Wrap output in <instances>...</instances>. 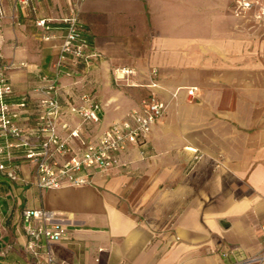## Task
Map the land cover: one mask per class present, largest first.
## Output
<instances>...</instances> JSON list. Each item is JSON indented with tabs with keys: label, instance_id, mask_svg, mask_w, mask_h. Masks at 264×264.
<instances>
[{
	"label": "crops",
	"instance_id": "obj_1",
	"mask_svg": "<svg viewBox=\"0 0 264 264\" xmlns=\"http://www.w3.org/2000/svg\"><path fill=\"white\" fill-rule=\"evenodd\" d=\"M30 3L35 10L24 12L15 0H0V63L8 66L10 101L26 103L17 124L32 140L36 88L42 76L54 75L63 34L57 24L56 36L44 41L35 20L60 19L71 9L98 53L58 78V134L66 139L80 128L68 140L72 153L130 119L151 94L166 110L119 165L91 170L87 184L40 189L13 182L31 191L3 208L0 264H236L258 254L264 245V17L253 20L252 8L240 15L236 0ZM120 67L134 68L136 76L116 81ZM84 95L101 104L97 124L83 125L69 111ZM12 156L19 174L36 177L21 152ZM41 207L66 220L68 234L42 239L31 252L21 213Z\"/></svg>",
	"mask_w": 264,
	"mask_h": 264
},
{
	"label": "built area",
	"instance_id": "obj_2",
	"mask_svg": "<svg viewBox=\"0 0 264 264\" xmlns=\"http://www.w3.org/2000/svg\"><path fill=\"white\" fill-rule=\"evenodd\" d=\"M16 6L24 11H34L30 0H15ZM249 0H236L238 13L250 8ZM264 15V10L262 11ZM57 24L63 31L59 52L53 64L54 75L42 76V84L36 88L40 94L35 115V141L31 135L17 124L26 103L10 101L13 88L7 76V64L0 63V172L12 181H17L18 166L13 163L12 150L21 152V156L35 166L37 186L40 189L59 188L64 184L83 185L89 182V172L93 169L107 170L120 164V155L129 145L137 144L141 137L148 135L152 126L160 120L166 110V103L154 94L141 100V108L131 112V118L120 124L105 128L97 141L84 144V147L72 153L68 140L80 134L75 127L66 139L58 134L57 119L62 114V105L58 97V78L64 72H78L90 58L98 53L92 48L82 31L78 12L71 9L60 19L38 18L35 25L44 41L56 36ZM0 17V36H1ZM114 79L118 82L136 76V70L129 67L115 68ZM155 86V83L151 84ZM195 88L188 90L193 95ZM81 104H72L69 111L79 117L81 124L100 122L101 104L88 95L81 98ZM63 127H66L64 125ZM67 160L60 161L62 154H69ZM24 233L27 237L26 248L31 252L42 239L49 243L67 237L69 223L43 207L24 208L22 210ZM264 238V224L261 225ZM264 264V245L262 250L236 264Z\"/></svg>",
	"mask_w": 264,
	"mask_h": 264
},
{
	"label": "rangeland",
	"instance_id": "obj_3",
	"mask_svg": "<svg viewBox=\"0 0 264 264\" xmlns=\"http://www.w3.org/2000/svg\"><path fill=\"white\" fill-rule=\"evenodd\" d=\"M252 3L251 7L252 8V12L250 13V17L252 15L253 20L256 21H262V18L264 17V15L262 14V11L264 10V0H251L250 1ZM246 13V11H241L240 15H244ZM28 165V163H25L24 166ZM17 172V178L18 180L16 182H20L21 183H31V184H35L37 182L36 177L33 173L30 174H19L18 169L16 170ZM5 176V175H3ZM6 177V176H5ZM7 178V177H6ZM12 185H9L8 189H2L0 188V199L4 201L1 202L0 204H2L1 210H0V223L2 222V220L4 219L2 216H4V214H6L5 209H8L9 204L13 202V199H16L19 203L23 201L24 197L27 195H29L31 188H26L24 189L23 184L22 185H16L15 186V181H12ZM9 191H12V194H8V195H4L5 193H8ZM7 200H10V203H8ZM31 205V202L29 203ZM22 206V205H21ZM12 211H10V215L12 216L14 209H11ZM23 210V209H22ZM5 218L7 219V216H5Z\"/></svg>",
	"mask_w": 264,
	"mask_h": 264
},
{
	"label": "trees",
	"instance_id": "obj_4",
	"mask_svg": "<svg viewBox=\"0 0 264 264\" xmlns=\"http://www.w3.org/2000/svg\"><path fill=\"white\" fill-rule=\"evenodd\" d=\"M11 181L8 179V178H6L5 176H3L1 173H0V184H4L5 185V187L3 188V189H7V187L9 188V183H10ZM1 207H2V204H0V210H1ZM24 209V208H23ZM3 217V216H2ZM3 223V222H2Z\"/></svg>",
	"mask_w": 264,
	"mask_h": 264
}]
</instances>
